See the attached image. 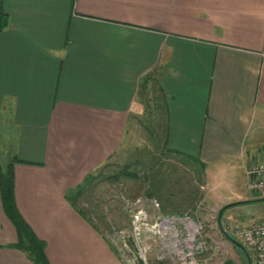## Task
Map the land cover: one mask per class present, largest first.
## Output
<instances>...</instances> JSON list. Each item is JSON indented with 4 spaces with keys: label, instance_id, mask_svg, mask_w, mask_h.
Instances as JSON below:
<instances>
[{
    "label": "crops",
    "instance_id": "obj_1",
    "mask_svg": "<svg viewBox=\"0 0 264 264\" xmlns=\"http://www.w3.org/2000/svg\"><path fill=\"white\" fill-rule=\"evenodd\" d=\"M0 13V175L49 264H123L71 192L153 116L147 92L167 149L203 162L232 203L264 198L244 182L264 161V0H0ZM17 243L0 187V264H36Z\"/></svg>",
    "mask_w": 264,
    "mask_h": 264
},
{
    "label": "rangeland",
    "instance_id": "obj_2",
    "mask_svg": "<svg viewBox=\"0 0 264 264\" xmlns=\"http://www.w3.org/2000/svg\"><path fill=\"white\" fill-rule=\"evenodd\" d=\"M154 97H145L153 116L133 119L123 146L93 171L91 184L73 189L83 193L71 192V204L89 215L123 264H254L233 230L264 217V200L232 205L205 168L168 151ZM126 167L139 178L120 173Z\"/></svg>",
    "mask_w": 264,
    "mask_h": 264
},
{
    "label": "trees",
    "instance_id": "obj_3",
    "mask_svg": "<svg viewBox=\"0 0 264 264\" xmlns=\"http://www.w3.org/2000/svg\"><path fill=\"white\" fill-rule=\"evenodd\" d=\"M1 15V13H0ZM1 25V24H0ZM168 151L175 152L177 154H180L196 163H198L202 168H205L206 165L199 161L196 157L191 155H186L184 153H181L179 151H175L172 149H168ZM133 171V170H132ZM120 173L128 174L135 176L139 178L138 172H131L130 167H126L124 170L120 171ZM93 177L90 175L85 183L87 185L92 183ZM83 185V184H82ZM0 187H1V195H2V203L4 206V209L7 213V215L10 217L12 222L14 223L17 233H18V243L17 246L24 248L26 252L29 254V256L36 262V264H49L45 255V244L44 242L39 239L30 229V227L26 224V222L23 220L21 215L18 212V209L14 202L13 197V178L11 174H3L0 175ZM79 187V186H78ZM76 191L75 196L82 194V189H75ZM264 200V198H260L257 200L252 201H259ZM236 205V203L232 204ZM231 207V205L227 204L224 207V211H226L227 208Z\"/></svg>",
    "mask_w": 264,
    "mask_h": 264
},
{
    "label": "built area",
    "instance_id": "obj_4",
    "mask_svg": "<svg viewBox=\"0 0 264 264\" xmlns=\"http://www.w3.org/2000/svg\"><path fill=\"white\" fill-rule=\"evenodd\" d=\"M248 189L264 193V161L252 165L248 171ZM241 240L254 264H264V217L255 218L250 223L233 230Z\"/></svg>",
    "mask_w": 264,
    "mask_h": 264
},
{
    "label": "water",
    "instance_id": "obj_5",
    "mask_svg": "<svg viewBox=\"0 0 264 264\" xmlns=\"http://www.w3.org/2000/svg\"><path fill=\"white\" fill-rule=\"evenodd\" d=\"M221 214H222V211H221ZM234 243L240 246L249 255L248 251L246 250V248L243 246L241 242L234 240Z\"/></svg>",
    "mask_w": 264,
    "mask_h": 264
}]
</instances>
